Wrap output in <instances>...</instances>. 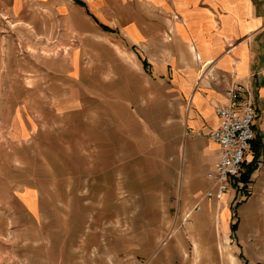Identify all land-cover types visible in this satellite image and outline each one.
<instances>
[{
  "label": "rangeland",
  "instance_id": "obj_1",
  "mask_svg": "<svg viewBox=\"0 0 264 264\" xmlns=\"http://www.w3.org/2000/svg\"><path fill=\"white\" fill-rule=\"evenodd\" d=\"M88 9L81 37L4 31L0 264H264V197L245 183L195 209L185 108L115 12Z\"/></svg>",
  "mask_w": 264,
  "mask_h": 264
},
{
  "label": "crops",
  "instance_id": "obj_2",
  "mask_svg": "<svg viewBox=\"0 0 264 264\" xmlns=\"http://www.w3.org/2000/svg\"><path fill=\"white\" fill-rule=\"evenodd\" d=\"M82 1L86 6L75 0H0V68L11 51L4 34L8 25L13 30H73L76 38L82 35L88 8L115 12L128 42L140 47L153 75L168 80L185 108L183 123L193 133L185 140V162L195 173L206 174L207 187V172L219 157V145L210 136L219 123L215 108L226 102L233 81L250 86L258 112L253 143L258 139L260 147L257 168L246 183L247 190L253 185V197H264V12L258 0ZM40 14L47 20L38 22ZM51 16L57 18L52 24ZM17 39L20 45L23 40ZM253 143L246 170L255 157ZM205 200L199 195L196 204Z\"/></svg>",
  "mask_w": 264,
  "mask_h": 264
},
{
  "label": "built area",
  "instance_id": "obj_3",
  "mask_svg": "<svg viewBox=\"0 0 264 264\" xmlns=\"http://www.w3.org/2000/svg\"><path fill=\"white\" fill-rule=\"evenodd\" d=\"M226 102L218 105L215 112L218 125L210 136L219 145V157L215 166L207 172L209 185L203 198L220 201L231 188L245 184L247 155L255 139L257 107L251 88L243 81H233L226 91ZM201 210L202 205L196 204Z\"/></svg>",
  "mask_w": 264,
  "mask_h": 264
},
{
  "label": "trees",
  "instance_id": "obj_4",
  "mask_svg": "<svg viewBox=\"0 0 264 264\" xmlns=\"http://www.w3.org/2000/svg\"><path fill=\"white\" fill-rule=\"evenodd\" d=\"M75 1H76L78 4L82 5V6H86V4H85L82 0H75ZM95 20H96V18H95ZM102 27H103V29H105V30H107V31H113L111 28H109V27H107V26H105V25H102ZM259 147H260V141H258V139H257V140H255V142L253 143V149H255V150H254V151H255V153H254L255 157H254L253 163L250 164V165L248 166L247 170H245V172H244L243 175H242V181H243L244 183L248 182L250 175H251L252 172L257 168V163H256V161H257V158H258V156H259V152H258ZM246 185H247V183H246ZM233 230H234V231L236 230V225L233 226Z\"/></svg>",
  "mask_w": 264,
  "mask_h": 264
},
{
  "label": "bare ground",
  "instance_id": "obj_5",
  "mask_svg": "<svg viewBox=\"0 0 264 264\" xmlns=\"http://www.w3.org/2000/svg\"><path fill=\"white\" fill-rule=\"evenodd\" d=\"M25 198H26V202L28 203V205H29L30 207H33V206H34V203H35V200H34L33 194H32L31 192L27 191V194H26ZM253 201H254V198H253V200L250 201V203H253ZM246 209H248V207H244V208H243V211L245 212ZM226 217H227V210H226V208H225V209L223 210V212L221 213V218L224 220V219H226ZM223 220H222V221H223ZM223 224H225V221H223ZM225 226H226V225H225Z\"/></svg>",
  "mask_w": 264,
  "mask_h": 264
}]
</instances>
